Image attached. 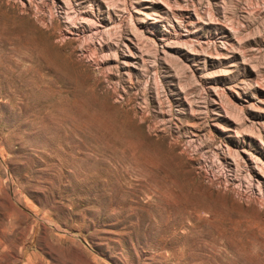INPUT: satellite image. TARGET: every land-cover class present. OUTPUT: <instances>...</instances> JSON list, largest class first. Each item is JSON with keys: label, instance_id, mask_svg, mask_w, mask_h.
Listing matches in <instances>:
<instances>
[{"label": "rangeland", "instance_id": "obj_1", "mask_svg": "<svg viewBox=\"0 0 264 264\" xmlns=\"http://www.w3.org/2000/svg\"><path fill=\"white\" fill-rule=\"evenodd\" d=\"M0 264H264V0H0Z\"/></svg>", "mask_w": 264, "mask_h": 264}]
</instances>
